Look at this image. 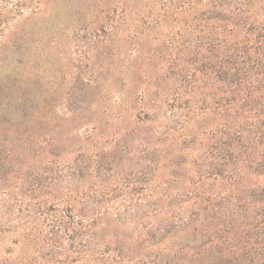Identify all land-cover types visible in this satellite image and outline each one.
Returning a JSON list of instances; mask_svg holds the SVG:
<instances>
[{"label": "rangeland", "instance_id": "1", "mask_svg": "<svg viewBox=\"0 0 264 264\" xmlns=\"http://www.w3.org/2000/svg\"><path fill=\"white\" fill-rule=\"evenodd\" d=\"M234 5L0 0V264H264V171L212 153Z\"/></svg>", "mask_w": 264, "mask_h": 264}, {"label": "trees", "instance_id": "2", "mask_svg": "<svg viewBox=\"0 0 264 264\" xmlns=\"http://www.w3.org/2000/svg\"><path fill=\"white\" fill-rule=\"evenodd\" d=\"M224 1L235 4L224 10L235 16L231 29H246L244 39L236 43L231 53L223 54L217 72L218 107L231 113L223 124L224 140L218 143L216 152L212 151L213 161L223 171L220 176L232 181L242 174L237 168L246 167L258 171V175H263L261 169L264 171V157L255 156L258 148L264 147V22L258 21L260 10L264 12V0ZM231 167H235L237 174ZM256 215L262 219L258 225L263 224L264 198Z\"/></svg>", "mask_w": 264, "mask_h": 264}]
</instances>
